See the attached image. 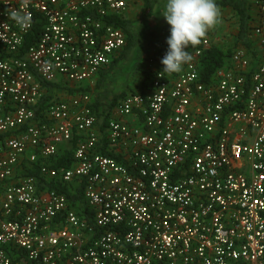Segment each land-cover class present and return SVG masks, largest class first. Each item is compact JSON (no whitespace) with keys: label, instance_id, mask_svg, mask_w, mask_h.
Segmentation results:
<instances>
[{"label":"built area","instance_id":"2783aa9c","mask_svg":"<svg viewBox=\"0 0 264 264\" xmlns=\"http://www.w3.org/2000/svg\"><path fill=\"white\" fill-rule=\"evenodd\" d=\"M128 2L0 0V264H264V60L236 49L205 80V37L168 75L162 41L145 88L104 119L85 90L35 113L42 81L83 86L110 62ZM251 30L264 54V0ZM72 143L71 166L26 171ZM53 178H80L84 201L42 187Z\"/></svg>","mask_w":264,"mask_h":264},{"label":"trees","instance_id":"16d2710c","mask_svg":"<svg viewBox=\"0 0 264 264\" xmlns=\"http://www.w3.org/2000/svg\"><path fill=\"white\" fill-rule=\"evenodd\" d=\"M158 1L159 0H141L144 12L140 18H131L119 15H113L111 18H109V21L113 25L119 27L122 30L125 40L121 48L111 57L110 62L106 66L101 67L95 77L94 84L95 88H97V91L92 97L90 106L95 111V113H97V115L101 116L103 119L120 97L134 91L130 90L127 92L126 90H123L119 91L118 93H114L104 87L105 83L107 82V75L113 70L117 63L120 61H125L127 56L130 57V55H132L131 57L135 59L134 65L136 70H143L145 75H143L144 77H149L151 73L147 68L148 65L144 64L142 57L147 52L150 45L154 44L156 40L155 32L150 30V27L146 25V22L152 16L156 17L155 11L158 6ZM215 2L218 6H230L235 10L238 18L237 40L242 46L248 48L250 46V42L248 41L247 35L249 19L247 0H215ZM164 20V31L168 36H170V25L166 22L165 18ZM40 25L41 20L35 22L32 32H30L24 40L21 51H23L26 46L37 36L40 31ZM229 52V49L222 50L214 45H210L208 48H206L200 56L199 72L202 78L205 80L208 79L209 75L215 68L227 63V60L230 57ZM147 64H149L148 61ZM41 83L47 88V93L43 94L39 102L34 106V111L37 115H39L43 110L48 99L52 98L54 95L60 97L59 92H56V90L50 92L55 86L58 87V90H64L67 94L70 92L73 93L77 90H85L89 92L88 86L69 87L58 83L54 86V83L52 82L42 81ZM6 133H0V141L3 140L5 135H7ZM72 148L73 143L70 146L64 145L60 147L59 152L55 156L46 159L38 158L31 165H25V169L29 174H33L38 177V168L41 162L47 163L54 167H69L73 161ZM43 184L44 185H42V187L48 186L65 193L67 199L72 204L84 201L82 197L83 181L80 180V178H75L72 181H63L59 178H53L49 179L48 181L43 180Z\"/></svg>","mask_w":264,"mask_h":264},{"label":"clouds","instance_id":"9594fccd","mask_svg":"<svg viewBox=\"0 0 264 264\" xmlns=\"http://www.w3.org/2000/svg\"><path fill=\"white\" fill-rule=\"evenodd\" d=\"M161 14L170 25L168 48L161 60L162 72L178 74L193 59L186 49L198 46L210 30L222 23L221 10L215 0H167ZM8 17L21 27L29 20L27 15L17 11L10 12Z\"/></svg>","mask_w":264,"mask_h":264},{"label":"crops","instance_id":"0c3cea01","mask_svg":"<svg viewBox=\"0 0 264 264\" xmlns=\"http://www.w3.org/2000/svg\"><path fill=\"white\" fill-rule=\"evenodd\" d=\"M160 1L161 0H159L157 3L158 6H157V9L155 11V16H156V13H158ZM258 1L259 0H247L248 17H249L247 35H248V41L250 42V46L248 48L242 46L240 44V42L237 40L238 18H237V15L235 13V10L230 6H219V8L221 10V14H222L221 15L222 23H220L215 29L210 30L207 33L206 38H208L210 45H214L217 48H220L222 50L229 49L230 55L236 49H243L244 52L246 53L247 57L249 58L250 63H253V64L257 63L259 60L260 61L264 60L263 50H262V47L259 45V42H258L259 38L257 35L252 33V30H251L252 26L257 23ZM143 12H144V9H143L141 0H129L128 5H127V10H126L124 16L125 17H131V18H140V16L139 17H133V15L135 13H140L143 15ZM142 15H141V17H142ZM152 17H154V16H152ZM162 17H163V15H162ZM164 25H165V20L163 17V26L161 29L162 34H157V31L154 30L155 34L157 35L155 43L150 45L147 52L143 56L144 58H146L147 61H148V58L151 54H155L157 45L162 41H166L167 38L169 37L167 35V33H165V31H164ZM215 34H217V36H218L217 39L214 38ZM149 67H148V70H150L152 68L151 66H149ZM142 72H143V70H142ZM96 74L92 78L93 79L92 87H90V85H87V83L89 81L84 82V85L88 86V88H89L88 90H89V94L91 97H93L97 91V88H95V84H94ZM108 75H107V77H108ZM144 76H142V80L140 79L138 84L134 85L133 87H130L129 85H127L126 88H129L127 90V92H129L130 90L136 91V90H140L142 88H145V86H144L145 79L148 77H144ZM107 80H108V78H107ZM55 84H57V83H54V86H55ZM106 84H107V82L104 85L105 88H106ZM90 89H92V90L90 91ZM53 90H56V92H59L60 97H63L60 94L62 92L60 91V89L58 90L57 86L53 87ZM123 90H125V89H123ZM123 90H112V92L118 93L119 91H123ZM45 93H47V90L45 91ZM63 94H67V93H63ZM68 95H70V94L68 93L64 97H68ZM123 96H125V95H123ZM83 199H84V197H83Z\"/></svg>","mask_w":264,"mask_h":264},{"label":"rangeland","instance_id":"374dc122","mask_svg":"<svg viewBox=\"0 0 264 264\" xmlns=\"http://www.w3.org/2000/svg\"><path fill=\"white\" fill-rule=\"evenodd\" d=\"M166 3H167V0H161L159 2V8H158V13H156V17H151L146 22L147 23L146 25L150 27V30H152L153 32H155L154 30H156L157 34H162L161 29L163 26V17L161 13L165 10ZM141 15L142 14L140 13H135L133 17H139V16L141 17ZM217 37H218L217 34H215L214 38L217 39ZM131 56L132 55H130V57L127 56V59L125 61H120L119 63H117V65L114 66L113 70L109 72V75L107 77L108 80L106 84V88L109 91L123 90V89L127 91L129 89V88H126L127 85H129L130 87H133L134 85L138 84L140 79L142 80L144 71L142 72V70L135 69V65H134L135 59ZM142 60L145 65H148L146 58L142 57ZM146 80L147 78L145 79V81ZM92 82H93V79L90 80L87 83V85H90V87H92ZM65 86H68V84H66ZM85 86L86 85H83L82 87H85ZM91 90L92 89H90V91ZM61 92H62L60 93L61 96L64 97L67 95V94H63L65 93L64 90H62Z\"/></svg>","mask_w":264,"mask_h":264}]
</instances>
